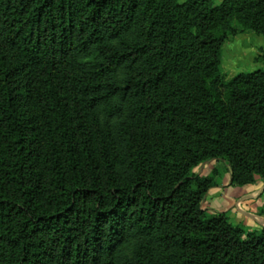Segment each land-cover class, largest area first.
<instances>
[{
	"label": "trees",
	"instance_id": "16d2710c",
	"mask_svg": "<svg viewBox=\"0 0 264 264\" xmlns=\"http://www.w3.org/2000/svg\"><path fill=\"white\" fill-rule=\"evenodd\" d=\"M248 32L264 0H0V264H264L193 173L264 159V72L220 68Z\"/></svg>",
	"mask_w": 264,
	"mask_h": 264
},
{
	"label": "rangeland",
	"instance_id": "374dc122",
	"mask_svg": "<svg viewBox=\"0 0 264 264\" xmlns=\"http://www.w3.org/2000/svg\"><path fill=\"white\" fill-rule=\"evenodd\" d=\"M188 0H178L184 3ZM215 6V0H212ZM234 39V38H233ZM232 40V39H230ZM224 47V46H223ZM264 50V49H263ZM261 50L259 51L260 55ZM223 53V48H222ZM257 57V56H256ZM233 64V61H231ZM236 65L226 68L221 57L220 68L224 74V83L227 84L240 74L252 73L254 71L264 72V61L255 62L249 57L240 62L234 61ZM264 122V121H263ZM238 149L246 154V158L253 164V170L249 173L239 172L234 168L235 160L232 156L221 153L218 157L204 161L193 169L197 178H211L218 182L200 202L202 211L209 214H225L233 226L240 227L244 232H255L264 229V159L260 157L258 148L247 144L242 137L238 138ZM198 150H209V145H194ZM220 152V151H219ZM255 170V171H254ZM256 171H259L257 173ZM262 172V175L260 173ZM241 176L246 181H251L242 186H234L233 175Z\"/></svg>",
	"mask_w": 264,
	"mask_h": 264
},
{
	"label": "crops",
	"instance_id": "0c3cea01",
	"mask_svg": "<svg viewBox=\"0 0 264 264\" xmlns=\"http://www.w3.org/2000/svg\"><path fill=\"white\" fill-rule=\"evenodd\" d=\"M223 0H215L216 4ZM264 49V38L256 36L250 32L238 35L234 39L226 42L223 47L222 59L226 68L233 67L235 60L240 62L243 58L249 57L251 60L258 56L259 51ZM233 61V64L232 62Z\"/></svg>",
	"mask_w": 264,
	"mask_h": 264
}]
</instances>
